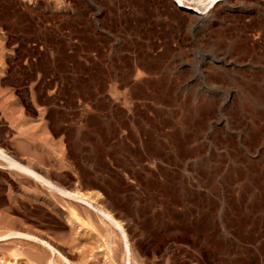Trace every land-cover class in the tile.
I'll list each match as a JSON object with an SVG mask.
<instances>
[{"label":"rangeland","instance_id":"1","mask_svg":"<svg viewBox=\"0 0 264 264\" xmlns=\"http://www.w3.org/2000/svg\"><path fill=\"white\" fill-rule=\"evenodd\" d=\"M238 4L201 27L173 0H0L5 147L61 185L115 198L139 264H264L263 58L228 53L227 34L264 19V0ZM23 46L40 67L18 57ZM74 206L0 167V234L56 248L3 240L0 264H123L96 212L80 205L79 220Z\"/></svg>","mask_w":264,"mask_h":264},{"label":"bare ground","instance_id":"2","mask_svg":"<svg viewBox=\"0 0 264 264\" xmlns=\"http://www.w3.org/2000/svg\"><path fill=\"white\" fill-rule=\"evenodd\" d=\"M243 0H173V2L181 9L183 10L187 16L189 17L188 25H193L196 26L199 22V25L201 27L208 26V27H213L212 24L209 23V21L203 20L205 14L209 13H216L221 12L225 7H230V8H238L239 7V2L241 4ZM245 5V4H244ZM236 11V10H235ZM262 11V10H261ZM223 13V12H222ZM115 14V13H114ZM211 14V15H212ZM225 16V15H224ZM205 19V18H204ZM261 19V18H260ZM258 19L257 18L252 20V18L248 21V23L243 26V28H236L239 30V34L241 32H247L249 30H256V35L255 38H250V36H241L237 35L234 36V34L237 32H233L232 29L229 28L228 30V53H231L230 48L233 46L234 49L240 50L242 53H253L255 56L258 58H263V61H261V66L264 68V19ZM197 20V21H196ZM211 21V20H210ZM246 22V21H245ZM197 23V24H196ZM244 24V22L242 23ZM90 25V24H89ZM105 25V23H104ZM198 26V25H197ZM73 27V26H72ZM86 31L83 33V36L85 33L90 32L89 30L93 31L95 27L93 26H85ZM232 28V27H231ZM84 29V30H85ZM105 29V28H104ZM213 29V28H212ZM234 29V28H233ZM244 29V30H243ZM209 30V29H208ZM215 31V30H214ZM217 31V30H216ZM225 31V30H224ZM116 32V31H115ZM220 32V30H219ZM222 32V31H221ZM254 32V31H253ZM218 33V32H217ZM82 35V33H79L77 29H72V35ZM222 33H219L218 35H215V38L213 39V43L218 45L219 47L224 45L222 42L221 36ZM255 34V33H254ZM87 35V34H86ZM90 35V34H89ZM211 35V34H210ZM225 37V36H224ZM42 38V37H41ZM85 38V36L83 37ZM209 38V37H208ZM210 39V38H209ZM227 40V38H226ZM212 41V40H211ZM52 44V43H51ZM227 44V43H226ZM225 44V45H226ZM239 45V46H238ZM211 46V45H210ZM209 47V46H207ZM215 48V47H214ZM221 48V47H220ZM22 52H18V57L21 59H25L27 61L26 64L27 66L33 70L32 68H38L40 67V59L36 61L32 57L36 58V56H40V53L36 51L35 49L27 48V47H22L21 49ZM222 51V50H221ZM133 52V51H132ZM219 52V51H217ZM223 52V51H222ZM96 53V52H95ZM147 53V52H146ZM147 55V54H146ZM149 55V54H148ZM147 55V57H148ZM145 56V55H143ZM161 56V55H160ZM139 57V56H138ZM146 57V58H147ZM150 57V56H149ZM224 57V56H223ZM29 58H32L31 60H28ZM145 58V57H144ZM143 58V59H144ZM142 59V58H141ZM154 59V58H153ZM35 60V61H33ZM152 60V59H150ZM148 61V60H147ZM153 61V60H152ZM142 62V61H141ZM139 64V63H138ZM141 64V63H140ZM143 64V62H142ZM147 64V63H146ZM154 66V65H153ZM26 66H21L20 68V74L21 78L26 77V69L28 68ZM141 67V66H140ZM137 67V68H140ZM144 67V65H142ZM150 67V65H149ZM145 68V67H144ZM151 69V68H150ZM143 70V69H142ZM134 71V70H133ZM138 71V70H137ZM142 72V71H140ZM145 72V71H144ZM150 72H153L150 70ZM29 73V72H28ZM139 73V72H138ZM147 73V72H146ZM158 73V72H157ZM32 74V73H31ZM122 74V73H121ZM124 74L123 82L124 83H129V78L130 75ZM149 74V73H148ZM151 74V73H150ZM156 72L154 73V75ZM183 74V73H182ZM186 74V73H185ZM138 75V74H137ZM136 75V76H137ZM141 75V74H140ZM153 75V74H151ZM244 75V74H243ZM147 76V75H145ZM156 76V75H155ZM246 76V75H245ZM163 77V76H162ZM135 78V77H134ZM154 78V77H153ZM137 79V77L135 78ZM142 79V78H141ZM146 79V77L144 78ZM143 79V81H144ZM159 79V78H157ZM129 81V82H128ZM152 81V80H151ZM159 81V80H158ZM139 82V81H138ZM137 82V83H138ZM166 82V81H165ZM20 83V82H19ZM136 83V84H137ZM144 83V82H143ZM146 83H150V81H146ZM159 84V83H158ZM138 85V84H137ZM136 85V86H137ZM142 85V84H141ZM150 85V84H149ZM247 85V84H246ZM139 86V85H138ZM254 86V85H253ZM151 87V86H150ZM86 88V87H85ZM130 88V87H129ZM33 89V88H32ZM155 90V89H154ZM73 96V95H72ZM149 96V95H148ZM56 98V97H54ZM179 99V98H178ZM262 99V98H260ZM86 101V100H85ZM97 105V104H96ZM95 109V108H94ZM93 111V110H92ZM96 111V110H94ZM121 113V112H120ZM92 115V114H91ZM94 115H92V118H94ZM90 116V115H89ZM91 118V117H90ZM94 120V119H93ZM97 121V120H96ZM189 121V120H188ZM101 122V121H100ZM91 123V122H90ZM97 126V125H96ZM3 131V130H2ZM112 131V130H111ZM0 138H1V133H0ZM97 146V145H96ZM177 146V145H176ZM149 153V152H148ZM155 153V152H154ZM159 153V152H158ZM156 153V154H158ZM162 155H164L161 152ZM142 155V154H141ZM155 155V154H154ZM160 155V153L158 154ZM161 156V155H160ZM157 157V155H156ZM163 157V156H161ZM147 158V157H146ZM159 158V156H158ZM166 159V158H165ZM163 159V160H165ZM183 160V159H182ZM152 161V160H151ZM168 162V161H167ZM154 163V162H153ZM163 166V165H162ZM0 167L7 169L11 172L14 173H19L21 175H24L33 181L37 182L40 187H45L49 189L52 192L57 193L60 196L66 197L75 203H77V206L79 207L80 205L85 206L88 208V210H92L96 212L97 216L100 218L102 222H104L108 230V236L112 240V244L117 243V248H119L122 256H123V264H139L137 261L136 257L133 254V245L131 241V235H130V226L128 225L129 222L126 221L125 217L122 215H119L118 213L115 212V209H112L111 206L108 204V202L113 201L115 202V198L111 197V195H107L105 198H102L104 196L102 193H93L91 190H85L82 189L78 186V182L75 180L73 182V187H66L64 185L59 184L58 181L52 179L49 175L46 173L40 171L39 169L37 170L33 162L30 161H25L23 160L20 156L16 154H12L7 147H5L2 143H0ZM68 177V175H66ZM72 178V177H71ZM174 179V178H173ZM174 181V180H173ZM113 187V186H112ZM158 190V189H157ZM39 195V194H38ZM35 196L36 200H41L40 195ZM117 195V194H116ZM56 196V195H55ZM119 198V197H118ZM44 201H47L44 198ZM71 203V202H70ZM112 203V202H111ZM117 205V204H116ZM71 206V205H70ZM71 207L70 213L72 217H75L76 219H81L82 217L80 215V210L79 208ZM78 209V211H77ZM84 211V210H83ZM86 211V210H85ZM87 214V213H85ZM93 214V213H92ZM83 215V214H82ZM91 217V214H89ZM95 216V218L97 217ZM141 217V216H140ZM94 218V217H93ZM84 219V218H83ZM85 220V219H84ZM97 220V219H96ZM90 221V219H89ZM72 221L70 220V223ZM93 225V224H92ZM87 226V225H86ZM92 227V226H91ZM105 230V228H104ZM155 234V233H154ZM160 234V233H159ZM211 236V235H209ZM208 235H204L203 240L208 241L210 238ZM157 237V236H156ZM11 238H20V239H25L28 242H32L34 244H37L38 247L43 246H49L52 248L54 251L56 250L55 246L46 238H44L41 235L35 234V233H30V232H25V231H18V230H7L5 233L0 234V241L3 240H9ZM155 239V238H154ZM155 242V240L153 241ZM4 243V242H2ZM109 244V243H108ZM33 246V245H32ZM116 246V245H115ZM111 247V245H110ZM9 248V247H8ZM108 248V247H107ZM37 250V249H36ZM109 250V249H108ZM111 250V249H110ZM113 251V250H111ZM14 252V251H13ZM40 254V253H38ZM17 258L19 256L18 252L14 254ZM120 256V255H119ZM15 261V260H14ZM9 262V261H8ZM10 264H17V262H9ZM19 264V263H18Z\"/></svg>","mask_w":264,"mask_h":264},{"label":"crops","instance_id":"3","mask_svg":"<svg viewBox=\"0 0 264 264\" xmlns=\"http://www.w3.org/2000/svg\"><path fill=\"white\" fill-rule=\"evenodd\" d=\"M2 136H3V134H2ZM2 136H1V142H2V144L4 145V143H3V141H2ZM5 146V145H4Z\"/></svg>","mask_w":264,"mask_h":264}]
</instances>
